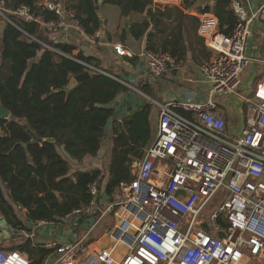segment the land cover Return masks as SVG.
Returning <instances> with one entry per match:
<instances>
[{
  "label": "built area",
  "instance_id": "obj_1",
  "mask_svg": "<svg viewBox=\"0 0 264 264\" xmlns=\"http://www.w3.org/2000/svg\"><path fill=\"white\" fill-rule=\"evenodd\" d=\"M176 1L153 3L156 8ZM5 5L6 0H0V19L29 36L23 23L35 22L54 32L72 27L92 42L100 36V31L87 33L81 19L60 1L42 2L54 14L47 20L28 5L9 10ZM233 7L237 23L230 34L220 30L213 14L201 18L199 34L215 52L201 67L210 87L207 100H153L160 109L155 138L144 154L133 159L132 179L120 183L115 200L103 199L97 178L88 185V201L62 220L40 219L30 226L27 222L24 235L47 250L39 264H253L264 256V76L242 97L246 116L239 135L229 133L224 110L216 101V96L239 94L241 74L251 61L264 63L250 55L254 24L264 22V3L253 12L239 0ZM113 48L123 54L125 46L116 42ZM139 56L154 78L180 68L168 52L144 50ZM109 216L115 221L105 232L107 238L101 234L88 242L95 227ZM79 218L83 223L94 218L81 237ZM39 226L54 227L68 238L38 240ZM74 228L78 231L70 241ZM120 245L127 249L124 255L116 252ZM0 264H31V260L19 250L0 249Z\"/></svg>",
  "mask_w": 264,
  "mask_h": 264
},
{
  "label": "trees",
  "instance_id": "obj_2",
  "mask_svg": "<svg viewBox=\"0 0 264 264\" xmlns=\"http://www.w3.org/2000/svg\"><path fill=\"white\" fill-rule=\"evenodd\" d=\"M8 1L13 7L26 3L37 13L53 16L39 5L40 0ZM98 1L69 0L67 3V8L76 12L89 34L103 25L97 13ZM195 1L182 0V6L188 8ZM231 1L215 0L212 6L204 8L220 18L221 30L226 34H230L237 23ZM103 3L120 8L122 32H130L135 39L145 37L146 48L170 51L181 61L189 52L199 64L211 59V51L196 33L199 19L185 14L181 8L174 6L168 12L178 22L172 28L165 21L167 11L161 7L154 10L152 0H103ZM145 11L148 17L125 28L123 18ZM22 26L31 36L53 44L42 38L37 23ZM31 36L9 23L3 34L0 33V105L11 113L9 118H0V215L14 230L26 229V222L18 215L16 207L24 210L26 221H60L88 201V185L97 178L109 199L115 200L120 183L132 179L133 159L144 154L154 136L152 103L148 101L139 110L112 123L115 142L127 145L121 155V164L128 167L127 176L119 174L116 167L108 169L106 176L101 174V166L91 170L76 169L73 162L97 156L108 119L114 114V110L96 104L110 105L129 88L110 75L90 70L89 79L64 91L71 78L87 71L80 61L94 62L98 67L99 63L82 50L75 52L78 48L75 45L54 44L68 55L65 56ZM171 38L175 39L173 43ZM136 59V56L128 58L132 62ZM140 88L150 94L147 85ZM27 129L39 138L38 142H31L32 135ZM53 138L55 141H50ZM71 169L75 171L70 173ZM15 237L19 236L1 240L0 248L19 250L28 255L31 264H39L47 250L29 238L16 242ZM8 239L12 243L5 245Z\"/></svg>",
  "mask_w": 264,
  "mask_h": 264
},
{
  "label": "crops",
  "instance_id": "obj_3",
  "mask_svg": "<svg viewBox=\"0 0 264 264\" xmlns=\"http://www.w3.org/2000/svg\"><path fill=\"white\" fill-rule=\"evenodd\" d=\"M43 1L44 0H40L39 5L42 6L46 10V8L42 5ZM55 1H60L64 5L67 11H72L76 14L75 11L69 10L67 8V3L69 0H55ZM214 1L215 0H196L188 8H184L182 6V0H177L175 3H173V5H167V6L161 7L163 10L167 11V15H166L167 18H165V21L172 28L178 25L177 20L173 16H170L171 13L168 14V12H170L169 10H171V8L174 6L181 8L185 14H188L192 17H196L199 19L196 33L203 40L205 46L211 51V59L214 57L215 52L207 46L205 40L200 36L199 27L201 23V18L205 13H211L214 16H216L219 19V27H220V18L212 11H204V8L212 6L214 4ZM234 1H237V0L231 1V8L233 9V11H234V7H233ZM239 1H241L248 8L249 12L256 11L264 3V0H239ZM9 2L10 1L6 2V5ZM98 2L100 5V8L98 9V11H100L101 13V17L100 16L99 17L103 20V25L101 29L98 30L100 31V36L97 38L96 41L92 42V41L86 40L81 33L76 31L72 27L63 28V29L58 30L57 32L40 27L41 36L43 34L42 38L51 40L53 44L68 43V44L75 45L78 47L75 50V52L82 50L86 55L95 57L96 59L95 62L99 63V67L96 66L94 62H91L89 64L93 65L96 70L86 67L87 71L90 72V70H95V71H99L101 73L112 76L113 78H115L116 80L120 81L122 84L127 86L129 88V91L131 90L136 91L135 93L140 98L149 97L156 101H160L161 103L171 102V101L181 102V101H186L188 99H192L196 102H205L207 100L209 96L210 87L208 84L204 82L203 75L201 72V67L206 62H204L203 64H199L195 62L192 59L191 52H189L186 58L181 61L179 60L177 56H174L170 51H166L177 58V60L180 63V68L177 71H173L169 74L163 75L162 77L154 78L153 76L150 75V72L145 64L144 59L141 56H139L144 50H152V49L146 48L145 37L141 39H135L131 36L130 32L127 31L123 33L121 29L122 17H121L120 8L117 5H113L110 3H103V0H99ZM22 4L28 5L26 3H22ZM109 5H113L114 7H117L114 13H112L113 11L109 9L110 8ZM152 8L155 10L156 8H160V7L155 8L153 0H152ZM32 11L36 15H38L42 20L49 19V17H46L43 14L37 13L33 9ZM146 17H148V14L146 11L145 12H133L129 17H127L129 18L130 22H129V26L125 28L128 29L132 23L141 21L145 19ZM127 18L125 19L123 18L124 24ZM110 19L112 20V22H110ZM220 30H221V27H220ZM253 35H254L255 52L254 53L250 52V55L252 58L264 60V22L262 21L255 22ZM171 41L173 43L175 39L171 38ZM39 42L44 44L47 47H52L56 49L57 51H60L54 45L45 44L41 40H39ZM116 42H121L125 46L123 54H117L114 51L113 43H116ZM60 52L63 53L62 51ZM155 52L165 53V51L163 52L155 51ZM62 55L68 56L65 53H63ZM132 56L137 57V59L134 62L128 60V58ZM255 62L257 63L255 64V68L257 72L260 74L259 72L260 67L264 65V63L263 62L259 63L257 61ZM124 76H126L128 80L123 81ZM126 82L131 84L133 88L130 87ZM141 85H147V87L150 89V94L142 90L140 88ZM125 94L126 93L120 94L116 98L115 101H121ZM148 101L150 102V100L146 98V103ZM152 109H153V113L151 115V121L153 117H155V119L158 121L160 109L153 102H152ZM223 112L225 114L229 133L232 135H235L236 133L240 134L245 125L246 113H245V116L243 117L242 123L240 124V120L236 118V115L234 114L233 111L229 110V111H223ZM238 127H240V131L237 130ZM156 129H157V125L155 129H152L154 132L153 139L155 138V135H156ZM95 158H96L95 156H87L84 161H81L83 162L82 166H80L81 162L80 163L73 162V163H75L76 169L91 170L93 168L100 167V165H98L97 162L95 163ZM74 171L75 169H71L70 173H73ZM102 172H104V174L102 175L106 176L107 171L103 169ZM37 239L47 240V238L43 236H39L37 237ZM33 242L38 243L37 241H34V240Z\"/></svg>",
  "mask_w": 264,
  "mask_h": 264
},
{
  "label": "rangeland",
  "instance_id": "obj_4",
  "mask_svg": "<svg viewBox=\"0 0 264 264\" xmlns=\"http://www.w3.org/2000/svg\"><path fill=\"white\" fill-rule=\"evenodd\" d=\"M109 7H110L109 9H111L113 11L112 13H114V11L117 8V7H114L113 5H109ZM110 22H112L111 19H110ZM253 34H254V31H253ZM42 36H43V34H42ZM51 45H54V44H51ZM254 48H255V46H254V35H252V37L250 38V52L251 53L255 52ZM255 64H257L255 61H253V62L251 61L249 66L247 68H245L244 71L242 72V74H241V86L237 90V92L239 94L221 95L220 97L216 96V98H217L216 101L219 103L221 108L224 109V111H229V110L233 111L234 114L236 115V118H238L240 120V124L242 123L243 117L245 116V111H244V108L242 105V102H243L242 97H244L248 93H250V89L253 87V85L255 84L257 79H259L261 76H264V65H262L260 67V70H259L260 74H259L255 68ZM156 125H157V120L155 119V117H153L152 121H151L152 129H155ZM236 126H238V125H236ZM237 130L240 131V127H238ZM237 134H239V133H236L235 136H237ZM122 145L115 142L112 131L110 130V132L107 134L106 138L103 140L102 147L98 151L97 156H95L96 157L95 163L97 162V164L101 166V169H104L105 171H107L110 168L116 167L119 170V174H123L124 176H127L128 175L127 174L128 167L126 166V168H125L121 164V155L124 154V149L127 147V145H126V143L125 144L122 143ZM4 192H6L5 188H4ZM16 211H17L18 215L22 219H24L25 222H27L26 217L24 215V210L19 208V207H16ZM206 212L208 213L209 209H207ZM0 217H1V215H0ZM114 221H115V218L113 216L105 218L99 226L95 227L93 236L87 241L91 242L93 239L98 238L101 234H105V232L108 231L105 227L109 224L108 229L110 230L113 227ZM82 223H83V219H81L79 221V223L77 224V227L79 228V236L80 237L86 233V231L82 230V228H81ZM8 231H9L10 236H19V237H15L14 240L16 242H19L24 238L28 239L24 235V233L22 232V229L14 230L10 226ZM98 240L96 242H98ZM10 243H12V242L10 239H8L5 242V245H9ZM0 249H2V248H0ZM5 249H10V248H8L6 246ZM116 252H117V254L124 255L127 252V249H126V247H123L120 245L117 247ZM253 264H264V256L261 257L260 259H256L253 262Z\"/></svg>",
  "mask_w": 264,
  "mask_h": 264
},
{
  "label": "water",
  "instance_id": "obj_5",
  "mask_svg": "<svg viewBox=\"0 0 264 264\" xmlns=\"http://www.w3.org/2000/svg\"><path fill=\"white\" fill-rule=\"evenodd\" d=\"M11 3L9 2L6 5V9L9 10L11 8ZM98 15L101 17L100 11H98ZM129 18L125 20V27L129 26ZM7 23L5 20H0V33L3 34L4 29L6 27ZM91 77V73L89 71L84 72L83 74L77 75L69 81L67 86L63 88L64 91H69L73 89L79 82L84 81L86 79H89ZM124 80H128L126 76L123 77ZM147 98V97H146ZM146 98H140L134 91L127 92L123 99L121 101H116L110 105H101V104H96L98 107H105L107 109H112L114 110V114L109 117L108 122L105 127V137L107 134L110 132L112 123L115 119H120L124 116H127L129 114H132L133 112L139 110L140 108L143 107V105L146 103ZM131 104V105H130ZM128 105V106H127ZM11 115L10 111L6 108H4L2 105H0V118H9ZM28 132L32 135V143H36L39 141V138L34 135L30 129H27ZM50 141H55V139H50ZM23 144V143H22ZM82 166L83 162L80 163ZM103 198L106 200L107 198V193L103 192ZM79 220V219H78ZM94 221V218H91L87 222L82 224V228L84 230L88 229V224L90 222ZM31 222H29L30 224ZM211 226V225H210ZM10 228V225L6 222V220L1 216L0 217V241L3 239H7L10 237L8 229ZM78 231V228H74L72 230L73 236L70 239V241L75 240V234ZM36 232L38 235L46 237V238H51L52 236L58 237L60 239H66L68 238L66 234L62 233V231H57L55 232L54 227H48V226H39L36 228ZM107 238L106 235L103 236V239L105 240ZM100 244H102V240H100Z\"/></svg>",
  "mask_w": 264,
  "mask_h": 264
},
{
  "label": "clouds",
  "instance_id": "obj_6",
  "mask_svg": "<svg viewBox=\"0 0 264 264\" xmlns=\"http://www.w3.org/2000/svg\"><path fill=\"white\" fill-rule=\"evenodd\" d=\"M0 20H3V19H0ZM123 81H125V80L123 79ZM126 83H127V82H126ZM127 84H128L130 87L133 88V86H132L131 84H129V83H127ZM131 91H134V90H131ZM129 92H130V91H129ZM134 92H136V91H134ZM147 99L151 100V101H150L151 103H152L153 100H154V99H151V98H149V97H147ZM119 120H121V118H120ZM105 138H106V137H105ZM151 142H152V141H151ZM150 144H151V143H150ZM150 144H149V145H150ZM149 145H148V146H149ZM148 146H147V147H148ZM147 147H146V148H147ZM146 148H145V149H146ZM144 152H145V151H144ZM138 157H140V156H138ZM136 158H137V157H136ZM134 159H135V158H134ZM102 191H103V190H102ZM103 192H105V191H103ZM102 196H103V193H102ZM107 196H108V195H107ZM108 197H109V196H108ZM103 199H104V198H103ZM106 199H107V198H106ZM104 200H105V199H104ZM81 205H82V204H81ZM81 205H80V206H81ZM109 217H110V216H109ZM90 219H91V218H90ZM90 219H89V220H90ZM77 221H80V218H79V220L77 219ZM27 222H28V225H29V222H32V221H27ZM27 222H26V223H27ZM90 223H91V222H90ZM90 223H89V224H90ZM82 224H83V223H82ZM89 224H88V226H89ZM108 225H109V224H108ZM108 225H107V226H108ZM29 226H30V225H29ZM29 226H27V224H26V229H27V227H29ZM81 227H82V226H81ZM82 229H83V228H82ZM107 230H108V229H107ZM105 235H106V234H105ZM38 236H40V235H38ZM32 241H33V240H32ZM36 244H37V243H36ZM12 250H13V249H12Z\"/></svg>",
  "mask_w": 264,
  "mask_h": 264
}]
</instances>
